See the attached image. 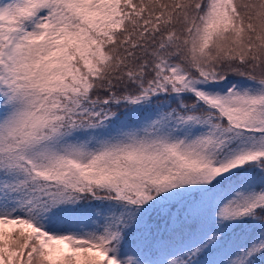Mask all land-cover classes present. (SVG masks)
<instances>
[{
  "label": "snow or ice",
  "instance_id": "snow-or-ice-1",
  "mask_svg": "<svg viewBox=\"0 0 264 264\" xmlns=\"http://www.w3.org/2000/svg\"><path fill=\"white\" fill-rule=\"evenodd\" d=\"M0 264H264V0H0Z\"/></svg>",
  "mask_w": 264,
  "mask_h": 264
}]
</instances>
